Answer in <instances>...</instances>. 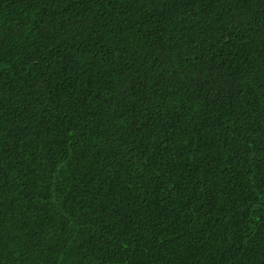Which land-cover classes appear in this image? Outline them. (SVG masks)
Here are the masks:
<instances>
[{"label":"trees","instance_id":"1","mask_svg":"<svg viewBox=\"0 0 264 264\" xmlns=\"http://www.w3.org/2000/svg\"><path fill=\"white\" fill-rule=\"evenodd\" d=\"M0 264H264V0H0Z\"/></svg>","mask_w":264,"mask_h":264}]
</instances>
